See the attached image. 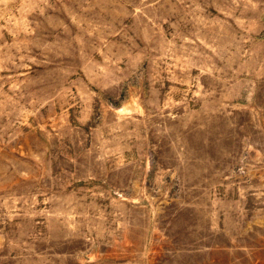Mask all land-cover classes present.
Wrapping results in <instances>:
<instances>
[{"label":"rangeland","instance_id":"rangeland-1","mask_svg":"<svg viewBox=\"0 0 264 264\" xmlns=\"http://www.w3.org/2000/svg\"><path fill=\"white\" fill-rule=\"evenodd\" d=\"M0 264H264V0H0Z\"/></svg>","mask_w":264,"mask_h":264}]
</instances>
